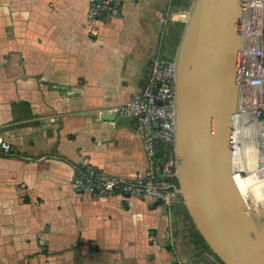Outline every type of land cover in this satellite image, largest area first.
Instances as JSON below:
<instances>
[{
  "label": "crops",
  "instance_id": "crops-1",
  "mask_svg": "<svg viewBox=\"0 0 264 264\" xmlns=\"http://www.w3.org/2000/svg\"><path fill=\"white\" fill-rule=\"evenodd\" d=\"M170 2L123 0L90 36L86 0H0V134L12 146L0 154V264H220L183 203L164 212L72 185L86 164L124 179L148 170L135 121L109 110L174 41L182 23L160 20L186 8Z\"/></svg>",
  "mask_w": 264,
  "mask_h": 264
},
{
  "label": "water",
  "instance_id": "water-1",
  "mask_svg": "<svg viewBox=\"0 0 264 264\" xmlns=\"http://www.w3.org/2000/svg\"><path fill=\"white\" fill-rule=\"evenodd\" d=\"M240 1L190 2L172 56L173 188L222 264H264V222L242 200L229 168L231 116L238 100Z\"/></svg>",
  "mask_w": 264,
  "mask_h": 264
},
{
  "label": "built area",
  "instance_id": "built-area-1",
  "mask_svg": "<svg viewBox=\"0 0 264 264\" xmlns=\"http://www.w3.org/2000/svg\"><path fill=\"white\" fill-rule=\"evenodd\" d=\"M86 1L85 23L90 36L97 35L99 19L118 17L123 5V0ZM240 2L238 100L231 116L229 168L233 179L246 184L255 211L264 221V0ZM189 5L180 12L169 11L160 21L165 23L169 18L183 24L188 18ZM175 68L171 57H152L143 88L132 93L125 103L109 110L116 117H130L135 121L148 159V170L124 179L86 164L72 176L76 190L106 198L137 197L168 208L183 203L173 188L177 164L173 152L164 162L156 159L159 144L173 146L174 142ZM11 153V144L0 134V154Z\"/></svg>",
  "mask_w": 264,
  "mask_h": 264
},
{
  "label": "trees",
  "instance_id": "trees-1",
  "mask_svg": "<svg viewBox=\"0 0 264 264\" xmlns=\"http://www.w3.org/2000/svg\"><path fill=\"white\" fill-rule=\"evenodd\" d=\"M171 7H174V8H181V7H185L187 8L188 7V3H186L185 0H171ZM179 29H178V32L177 34L175 35V38H174V41L171 43L173 44V52L175 51V47L177 45V42L179 40V35L181 33V29H182V26L181 24L178 25ZM173 54L171 56H167V57H171L172 58ZM173 152V146L172 145H169V146H163L162 144H159L158 145V149H157V153H156V159L157 161H160V162H164L166 160H168V157L169 155ZM159 163H157L156 166H158ZM172 182L173 183H176V179L175 177L172 179ZM186 216L189 218L187 212H186ZM190 219V218H189ZM194 228V227H193ZM194 238H195V242L196 244H198L199 246L203 247V249L207 252H209L220 264H222L220 262V260L212 253V251L209 249V247L206 245V243L204 242L203 238H201V236L198 234V232L194 229Z\"/></svg>",
  "mask_w": 264,
  "mask_h": 264
},
{
  "label": "bare ground",
  "instance_id": "bare-ground-1",
  "mask_svg": "<svg viewBox=\"0 0 264 264\" xmlns=\"http://www.w3.org/2000/svg\"><path fill=\"white\" fill-rule=\"evenodd\" d=\"M234 182L236 186L238 187L239 192L243 195L244 200H246L245 203L247 204L248 208H250L251 212L259 218V215L255 211V205L252 203V201L250 200L251 198L248 195V189L246 190V184L242 183L243 180L240 181L236 178L234 179Z\"/></svg>",
  "mask_w": 264,
  "mask_h": 264
},
{
  "label": "rangeland",
  "instance_id": "rangeland-1",
  "mask_svg": "<svg viewBox=\"0 0 264 264\" xmlns=\"http://www.w3.org/2000/svg\"><path fill=\"white\" fill-rule=\"evenodd\" d=\"M186 1V0H185ZM186 3H189L188 1H186ZM190 4V3H189ZM181 26L183 27V24H181ZM181 34V33H180ZM180 37V36H179ZM171 48H173V44H169L168 45V48H166L165 46L164 47H162V49L160 50V52H159V55L160 56H164V57H167V56H171L172 54H174V52H173V49H171ZM160 207L161 208H163L164 209V212H166V208H165V206L164 205H160ZM162 209V210H163ZM170 210H173V209H170ZM260 219H261V217H259ZM262 220V219H261ZM263 221V220H262ZM264 222V221H263Z\"/></svg>",
  "mask_w": 264,
  "mask_h": 264
}]
</instances>
